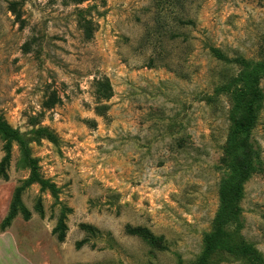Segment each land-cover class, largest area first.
<instances>
[{
    "label": "rangeland",
    "instance_id": "374dc122",
    "mask_svg": "<svg viewBox=\"0 0 264 264\" xmlns=\"http://www.w3.org/2000/svg\"><path fill=\"white\" fill-rule=\"evenodd\" d=\"M237 58L264 61V0H0V118L54 187L26 184L31 169L11 143L0 224L17 187L31 215L0 230V264H194L244 114L231 111L248 79ZM251 139L259 157L238 234L264 264V98Z\"/></svg>",
    "mask_w": 264,
    "mask_h": 264
},
{
    "label": "trees",
    "instance_id": "16d2710c",
    "mask_svg": "<svg viewBox=\"0 0 264 264\" xmlns=\"http://www.w3.org/2000/svg\"><path fill=\"white\" fill-rule=\"evenodd\" d=\"M184 23V22H182ZM185 22L184 24H189ZM217 56L220 53L217 50ZM235 62L245 66L248 70L247 87L241 89L239 93L232 98V112H238L244 109L243 116L234 120L232 135L227 139L225 152L230 161L227 165V173L220 181L219 187V208L213 222L212 231L204 238L203 250L194 264H218L219 262H233L244 260L251 264H258L259 255L243 240L238 234V229L242 225V209L240 201L243 195V185L248 181L251 175V165L258 159L259 151L251 139V131L255 121L256 103L260 102L264 95L259 88V81L264 76V61L251 63L241 58L235 59ZM49 138H53L48 135ZM0 139L5 142L4 157L0 162V177L7 179L6 167L10 157L9 146L16 143L23 155L24 160L31 169L30 177L26 184L37 183L42 190L48 189L54 192V187L47 180H43L36 172L35 163L28 156L27 140L17 130L12 129L0 118ZM22 187H17L13 191L11 202L7 215L0 224V230L8 227L17 214H21L26 221L30 218V212L21 204L20 195ZM36 210L42 216V207L40 202L36 205ZM62 216L53 234L57 233V240L64 241L66 235V226ZM235 225V229L231 226ZM84 231H95L88 225H80ZM124 232L130 236L141 238L152 249L165 250L161 237L153 236L147 229L142 227H132L126 225ZM84 242L75 244L79 249Z\"/></svg>",
    "mask_w": 264,
    "mask_h": 264
}]
</instances>
